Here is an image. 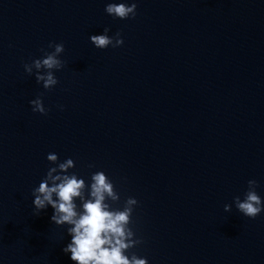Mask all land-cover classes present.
<instances>
[{
	"label": "water",
	"instance_id": "95a60500",
	"mask_svg": "<svg viewBox=\"0 0 264 264\" xmlns=\"http://www.w3.org/2000/svg\"><path fill=\"white\" fill-rule=\"evenodd\" d=\"M107 2L0 0V264H72L52 209L32 212L49 152L86 182L103 170L114 206L136 198L148 264H264V211L223 209L249 179L264 198V0H136L123 20ZM105 26L120 46L89 42ZM49 41L63 67L44 89L22 64Z\"/></svg>",
	"mask_w": 264,
	"mask_h": 264
},
{
	"label": "clouds",
	"instance_id": "9594fccd",
	"mask_svg": "<svg viewBox=\"0 0 264 264\" xmlns=\"http://www.w3.org/2000/svg\"><path fill=\"white\" fill-rule=\"evenodd\" d=\"M136 8V0H108L104 12L123 20L134 18ZM109 31L105 26L100 33L90 34L88 40L97 49L120 46L123 43L120 33L110 36ZM63 50V43L49 41L41 56L23 62L24 72L33 75L42 88L54 87L58 83L54 72L63 67L60 59ZM28 104L34 113L47 112L39 95ZM45 158L51 166L31 189L32 212L38 215L43 209H52L50 223L64 226L68 237L61 248L68 260L72 264H148L146 257L130 251L142 242L131 226L132 213L138 204L136 198L128 196L119 207L114 206L120 201V193L103 170L91 172L86 182L83 176L69 171L75 166L71 157L58 162L57 154L49 152ZM256 188L257 181L249 179L243 193L234 196L231 205H223L224 211L234 206L243 216L255 218L264 211V198Z\"/></svg>",
	"mask_w": 264,
	"mask_h": 264
}]
</instances>
